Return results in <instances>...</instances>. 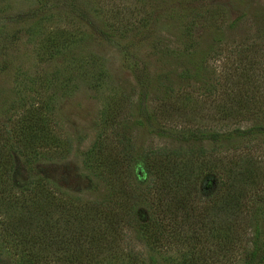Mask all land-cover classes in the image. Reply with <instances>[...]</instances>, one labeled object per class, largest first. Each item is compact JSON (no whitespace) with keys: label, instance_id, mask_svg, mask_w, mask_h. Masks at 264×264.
<instances>
[{"label":"rangeland","instance_id":"374dc122","mask_svg":"<svg viewBox=\"0 0 264 264\" xmlns=\"http://www.w3.org/2000/svg\"><path fill=\"white\" fill-rule=\"evenodd\" d=\"M78 1L83 6V10L79 8L81 12L70 9L74 0H0V119L16 115L23 105L40 103L53 134L65 148L57 152L50 148L48 155L36 158L33 164L31 161V169L15 158L16 183L39 174L67 198L84 200L85 204L98 203L107 183L86 167L84 155L92 151V143L102 130L108 133L107 113L113 106L121 109L127 132L135 136L136 144L143 146L152 138L146 132L148 127L132 122L137 84L143 78L146 88L149 84L157 85L150 86L151 92L146 94L147 102L159 104L155 116L169 114L173 119L175 115L171 125L175 128L169 130L173 134L172 130L180 125H189L186 120L201 122L202 127L209 122L212 103L218 97L214 87L223 82L218 74L224 75L231 85L240 64L249 73L246 85L254 86L255 91L251 92L253 98H249L251 113L245 114L247 120L235 118L246 124L264 122V108L255 110L253 105L264 99V0ZM26 10L31 13L29 19L24 14ZM195 13L197 16L193 17ZM54 30H66V39L48 34ZM213 45L222 47L221 51L212 53ZM182 47H188L186 52L177 53ZM187 53L204 57L198 76L201 81L208 78L212 86L201 85L187 70L183 71L196 61ZM253 54L258 62L245 66ZM156 73L160 77L151 81ZM154 88L156 91L152 92ZM166 95L169 100L175 95V103L184 96L192 101L178 114L168 108L167 112L159 101L165 100ZM195 98H202L203 105ZM225 101L230 105L236 99L228 95ZM259 117L263 119L258 121ZM155 139H163L165 145L170 140ZM235 140L231 149L246 152L261 170L260 183L255 188L248 187L240 200L257 201L256 221L264 238V134ZM147 204L142 202L133 208L136 217H145ZM133 224L122 227L118 241L124 250L130 249L127 255L122 251L117 259H102L101 264H141L128 258L143 245L132 239L136 229ZM168 245L169 250L164 253L179 262L174 248L183 247L184 243L171 240ZM0 251L2 258L11 257L17 262L16 255L1 243ZM138 257L144 258V251Z\"/></svg>","mask_w":264,"mask_h":264},{"label":"trees","instance_id":"16d2710c","mask_svg":"<svg viewBox=\"0 0 264 264\" xmlns=\"http://www.w3.org/2000/svg\"><path fill=\"white\" fill-rule=\"evenodd\" d=\"M69 6L76 12L83 10L78 0ZM27 11L24 14L29 19L32 16ZM62 31L48 34L52 37L62 35L65 40L66 30ZM187 48L182 47L177 53L186 52ZM211 49L212 53H217L222 47L213 45ZM187 54L196 61L183 71L187 70L186 73L201 85L212 86L208 78L201 81L198 76L204 67V57ZM250 57L245 66L258 62L256 55ZM235 74L231 85L224 75L218 74L223 82L214 87L218 97L212 103L209 122L202 127L201 122L186 120L189 125L179 124V128L172 130L174 135L169 130L175 128L171 126L175 115L173 119L169 114L157 118L155 112L159 104L155 106L153 100L146 101L150 86L157 85L149 84L146 88L144 78L139 80L132 122L148 127L146 132L151 133L152 138L143 146L136 144L135 136L127 132L121 109L113 106L109 110L107 130L112 134L109 136L102 130L92 143V151H87L83 158L91 173L100 175L107 183L98 203L85 204L84 200L67 198L39 174L16 183L13 178L15 158L29 166L31 161L33 164L36 158L52 152L50 148L56 152L65 151V148L53 134L40 103H28L11 118L0 119V243L17 257L15 262L11 257L0 256V264H101L102 259H117L122 251L125 255L130 251L129 248L124 250L118 241L122 227L131 226L132 222L136 228L132 239L146 246L142 245L139 252L128 256L134 262H264V238L256 221L257 201L240 200L248 187L255 188L260 183L261 170L246 152L231 149L235 139L264 134V122L246 124L239 120H247L245 114L251 113L249 98H253L251 92L255 90L254 86L246 85L249 73L245 67L239 64ZM159 77L156 73L151 81ZM155 91L156 88L152 90ZM228 95L236 99L235 104L226 103ZM165 97V100L159 99L163 110L169 112L168 108L177 114L192 101L184 96L175 103V95L170 100L167 95ZM195 100L203 105L202 98ZM253 105L255 110H262L264 99ZM259 118L258 121L263 119ZM232 122L234 125L229 127L227 123ZM166 125H169L168 130ZM157 137L170 140L165 145L163 139L158 142ZM29 167L26 168L31 169ZM142 202H147L149 209L141 219L139 215L136 217L133 208ZM159 204L160 209L157 208ZM171 240L184 243L183 247L174 248L179 262L164 253L169 250ZM143 251L144 258L138 257Z\"/></svg>","mask_w":264,"mask_h":264}]
</instances>
